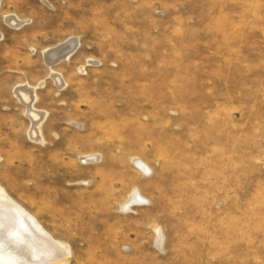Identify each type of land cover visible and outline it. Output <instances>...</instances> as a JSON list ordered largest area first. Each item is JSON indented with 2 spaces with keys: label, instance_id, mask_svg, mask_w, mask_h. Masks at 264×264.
<instances>
[{
  "label": "rangeland",
  "instance_id": "374dc122",
  "mask_svg": "<svg viewBox=\"0 0 264 264\" xmlns=\"http://www.w3.org/2000/svg\"><path fill=\"white\" fill-rule=\"evenodd\" d=\"M0 184L66 264H264V0H2Z\"/></svg>",
  "mask_w": 264,
  "mask_h": 264
},
{
  "label": "bare ground",
  "instance_id": "6f19581e",
  "mask_svg": "<svg viewBox=\"0 0 264 264\" xmlns=\"http://www.w3.org/2000/svg\"><path fill=\"white\" fill-rule=\"evenodd\" d=\"M11 19L14 20L13 17ZM70 53L64 54L63 57L69 59ZM56 79L59 82L62 81L59 75L56 76ZM25 89L21 93L29 102L31 118L35 120L40 117V113L32 109L34 97L29 96ZM39 131L40 128H35L33 135H38ZM135 196H139L137 191ZM52 237L43 231L27 212L15 205L14 199L0 184V264H66L64 261L70 255L69 247L61 241L57 242L58 239L54 241Z\"/></svg>",
  "mask_w": 264,
  "mask_h": 264
}]
</instances>
